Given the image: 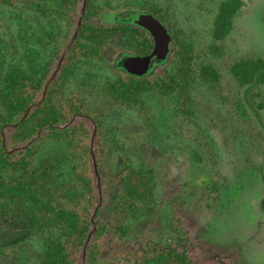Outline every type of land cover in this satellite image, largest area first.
I'll return each mask as SVG.
<instances>
[{
  "label": "trees",
  "instance_id": "trees-1",
  "mask_svg": "<svg viewBox=\"0 0 264 264\" xmlns=\"http://www.w3.org/2000/svg\"><path fill=\"white\" fill-rule=\"evenodd\" d=\"M243 1L220 2L215 23L221 31L233 28ZM0 2L11 8L36 5L49 22L50 30L43 34L49 39L47 46H56L38 76L12 57L0 38V233L20 231V224L33 234H50L38 264H242L238 253L218 256L213 245L191 239L196 208L192 215L175 212L170 223L152 229L159 210V172L134 155L137 142L131 135L106 134L99 117L71 90L79 64L97 61L116 73L107 83L108 96L138 109L146 124L152 114L145 100L150 92L190 119L196 84L191 47L176 38L156 11H139L158 17L173 42L166 64L148 76L135 77L117 69L116 61L125 53H150L153 40L137 26L117 20L103 23L111 6H101L98 0ZM231 72L242 84H264V59H241ZM202 73L218 80L212 68ZM61 136H66L75 162L79 192L74 195L69 193L72 184L60 182L40 157L43 146ZM116 155L121 156L119 164ZM13 249L0 246V264L14 257Z\"/></svg>",
  "mask_w": 264,
  "mask_h": 264
},
{
  "label": "rangeland",
  "instance_id": "rangeland-1",
  "mask_svg": "<svg viewBox=\"0 0 264 264\" xmlns=\"http://www.w3.org/2000/svg\"><path fill=\"white\" fill-rule=\"evenodd\" d=\"M221 1L98 0L112 8L103 14V23L135 11H156L176 38L191 47L196 84L190 119L150 92L145 100L152 114L146 124L138 109L108 96L107 83L116 73L97 61L79 64L71 90L99 117L106 134L131 135L137 142L134 155L159 172V216L153 230L170 223L175 212L192 215L196 208V229L188 227L193 241L213 245L218 256L238 253L242 264H264V84H242L231 72L241 59H264V0H244L227 32L215 23ZM49 30L36 5L11 8L0 2V38L6 51L38 76L56 47L47 46L43 34ZM205 68L216 71L218 80L205 77ZM116 156L119 164L121 156ZM40 157L60 182L72 184L71 195L79 192L66 136L47 142ZM16 228L20 231L0 233V246L14 247V257L1 264H38L50 234H33L26 225Z\"/></svg>",
  "mask_w": 264,
  "mask_h": 264
},
{
  "label": "water",
  "instance_id": "water-1",
  "mask_svg": "<svg viewBox=\"0 0 264 264\" xmlns=\"http://www.w3.org/2000/svg\"><path fill=\"white\" fill-rule=\"evenodd\" d=\"M119 23L130 24L145 30L153 40V48L146 55L125 53L116 61V67L129 75L144 77L169 60L173 37L167 26L155 15L132 12L117 18Z\"/></svg>",
  "mask_w": 264,
  "mask_h": 264
}]
</instances>
